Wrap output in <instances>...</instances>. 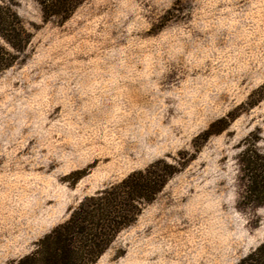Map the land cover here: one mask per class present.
Listing matches in <instances>:
<instances>
[{"label":"rangeland","instance_id":"1","mask_svg":"<svg viewBox=\"0 0 264 264\" xmlns=\"http://www.w3.org/2000/svg\"><path fill=\"white\" fill-rule=\"evenodd\" d=\"M0 6L29 34L0 73V264L159 162L174 174L93 264H239L264 243V193L247 194L264 166V0H83L64 21Z\"/></svg>","mask_w":264,"mask_h":264},{"label":"trees","instance_id":"2","mask_svg":"<svg viewBox=\"0 0 264 264\" xmlns=\"http://www.w3.org/2000/svg\"><path fill=\"white\" fill-rule=\"evenodd\" d=\"M36 1L42 5L45 19L61 16L64 21L83 0ZM4 9L5 18L0 6V35L11 50L0 45V73L14 65L17 55L13 51H23L29 39L17 13L10 6ZM217 124L211 125L208 137L217 133L213 131ZM248 167L247 194L252 197L264 193V166L257 164ZM173 174V165L159 162L145 170L135 171L120 183L85 199L66 223L42 239L38 249L18 264L95 263L113 238L134 221L143 206L155 200ZM239 264H264V243Z\"/></svg>","mask_w":264,"mask_h":264}]
</instances>
